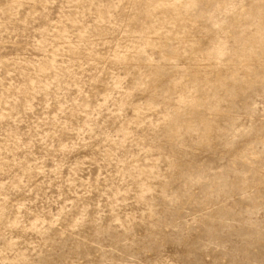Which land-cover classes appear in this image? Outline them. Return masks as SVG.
I'll use <instances>...</instances> for the list:
<instances>
[{
  "label": "rangeland",
  "instance_id": "obj_1",
  "mask_svg": "<svg viewBox=\"0 0 264 264\" xmlns=\"http://www.w3.org/2000/svg\"><path fill=\"white\" fill-rule=\"evenodd\" d=\"M0 264H264V0H0Z\"/></svg>",
  "mask_w": 264,
  "mask_h": 264
}]
</instances>
